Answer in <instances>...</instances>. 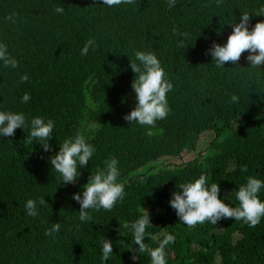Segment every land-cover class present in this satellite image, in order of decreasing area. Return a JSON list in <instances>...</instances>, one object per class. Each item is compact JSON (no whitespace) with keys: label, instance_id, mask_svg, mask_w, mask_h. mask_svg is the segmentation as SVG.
I'll list each match as a JSON object with an SVG mask.
<instances>
[{"label":"trees","instance_id":"obj_1","mask_svg":"<svg viewBox=\"0 0 264 264\" xmlns=\"http://www.w3.org/2000/svg\"><path fill=\"white\" fill-rule=\"evenodd\" d=\"M261 7L264 0H220L219 6L217 0H175L171 8L168 0L113 7L102 0H0V43L18 61L16 68L0 62V111L55 125L47 152L23 128L0 136V264H150L148 253L132 259L131 231H117L120 221L133 222L143 209L152 224L148 233L175 236L166 264H264V217L253 228L234 219L189 228L169 204L181 183L201 174L233 207L248 176L264 181V66L251 68L245 52L238 64L216 67L207 52L213 42L226 43L241 13H249V30L264 21L255 15ZM13 13L15 23L5 19ZM89 39L95 45L81 55ZM135 51L153 52L173 84L166 97L171 111L154 126L123 118L136 104ZM23 74L29 79L21 83ZM77 132L96 151L77 182L65 185L48 158ZM201 133H211L203 150L196 147ZM110 157L119 161L124 199L111 211L90 209L92 222H81L72 194H82L89 175ZM258 195L264 201V188ZM28 199L37 201L38 216L26 214ZM55 222L59 232L46 236ZM104 239L113 248L106 261ZM144 242L158 246L148 237Z\"/></svg>","mask_w":264,"mask_h":264},{"label":"clouds","instance_id":"obj_2","mask_svg":"<svg viewBox=\"0 0 264 264\" xmlns=\"http://www.w3.org/2000/svg\"><path fill=\"white\" fill-rule=\"evenodd\" d=\"M135 0H102V4L108 7L121 4H132ZM220 0H217L219 6ZM175 5V0H168L169 8ZM54 11L63 14L64 8L56 6ZM255 15H264V7L257 10ZM15 23V14L5 17ZM250 16L248 12L240 14L239 23H231L232 31L227 37L225 44L221 45L213 42L207 50L215 62L216 67H224L228 62L238 64L241 56L247 52L246 59L251 68L264 66V21H258L249 30ZM175 33V29L173 30ZM186 35V34H184ZM95 45L94 39H89L81 49V55H87L89 48ZM181 47H186L181 41ZM135 60H130V68L135 74L131 88L135 92V107L123 118L127 122L135 121L141 126H154L156 121L166 119L171 109L168 105L167 93L172 90L173 84L166 79V73L161 66L156 55L151 51H135ZM136 61H139L137 63ZM0 62L4 67H18V61L7 51V45L0 43ZM29 79L27 74L20 77V82H26ZM22 102H28L30 95L25 93L22 96ZM233 102L238 97H231ZM54 121L48 119L45 121L40 116L33 117L30 122L26 120L24 113L12 111H0V136L11 137L15 135L18 128H23L28 132L29 142L35 140L39 142L42 149L50 151L51 145L48 141L53 136ZM95 147L86 142L85 136L77 132L74 137L66 138L59 144V151L55 152L48 159L51 168L59 174L62 184H75L81 176L80 168L87 166ZM119 161L115 157H110L104 161L105 167L98 168L88 177L87 183L83 185V192L73 193L72 198L79 205V220L81 222H92V216L89 210L111 211L118 201H122L125 196V185L118 182L120 170ZM242 172H247V166H241ZM264 188V181L248 176L246 183L239 186L235 192L238 206H230L224 203L219 197L220 187L214 182L208 184V177L201 174L198 178L181 183L179 190L172 193L169 204L180 222L193 228L198 224L209 222L216 225L222 219H234L242 221L248 227L253 228L260 223L261 217H264V201L259 198L260 190ZM47 203L42 197L39 200L40 205ZM26 214L30 217L39 215L37 211V201L28 199L25 203ZM143 209V208H142ZM120 221V220H119ZM152 225L147 210L143 209L136 220L129 223L120 221L121 228L127 229L132 233V241L136 248L129 246L133 252L132 259L137 260L136 253H148L150 264H166V246L175 242V236L168 232L163 233V238L159 239L146 231L147 227ZM60 223L55 222L50 228H46L44 234L52 236L59 232ZM79 229V225H77ZM145 237L158 242V246L149 248L144 242ZM113 254L112 243L104 239L102 243L101 259L106 261Z\"/></svg>","mask_w":264,"mask_h":264},{"label":"rangeland","instance_id":"obj_3","mask_svg":"<svg viewBox=\"0 0 264 264\" xmlns=\"http://www.w3.org/2000/svg\"><path fill=\"white\" fill-rule=\"evenodd\" d=\"M210 137H211V133L210 134H206V133L203 134V133H201L199 135L198 140H197L196 147L198 149H202V150H203L204 147L207 148V141L209 140ZM161 159H162V157H161Z\"/></svg>","mask_w":264,"mask_h":264}]
</instances>
